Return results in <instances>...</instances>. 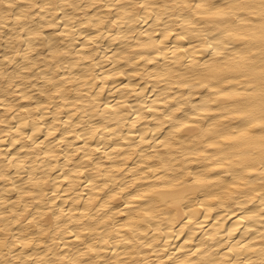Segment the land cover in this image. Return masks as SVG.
<instances>
[{"label": "bare ground", "instance_id": "1", "mask_svg": "<svg viewBox=\"0 0 264 264\" xmlns=\"http://www.w3.org/2000/svg\"><path fill=\"white\" fill-rule=\"evenodd\" d=\"M0 264H264V0H0Z\"/></svg>", "mask_w": 264, "mask_h": 264}]
</instances>
